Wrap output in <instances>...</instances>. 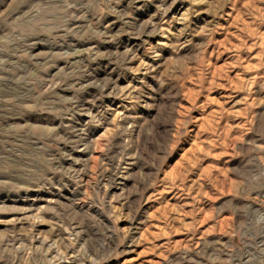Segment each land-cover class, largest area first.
Listing matches in <instances>:
<instances>
[{
	"label": "rangeland",
	"instance_id": "obj_1",
	"mask_svg": "<svg viewBox=\"0 0 264 264\" xmlns=\"http://www.w3.org/2000/svg\"><path fill=\"white\" fill-rule=\"evenodd\" d=\"M0 264H264V0H0Z\"/></svg>",
	"mask_w": 264,
	"mask_h": 264
}]
</instances>
